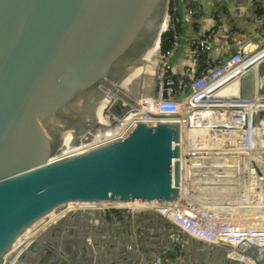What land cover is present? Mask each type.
<instances>
[{
    "label": "water",
    "instance_id": "1",
    "mask_svg": "<svg viewBox=\"0 0 264 264\" xmlns=\"http://www.w3.org/2000/svg\"><path fill=\"white\" fill-rule=\"evenodd\" d=\"M168 1L0 0V264H31L47 234L78 216L113 227L153 219L169 245L162 239L157 253L129 264H159L178 246L183 264H241L227 259L224 248L193 239L150 209L118 223L99 210L71 211L46 233L16 245L27 230L69 203L179 199L181 130L170 117L156 115L154 127L138 122L124 139L60 155L63 145L89 140L106 92L145 65V55L162 36ZM188 5V0L177 4L181 37L171 67L188 46ZM158 65L159 57L148 87L137 83L135 95L153 96ZM252 70L232 81L242 83L246 98L257 92L253 87L264 76V61ZM255 74L259 78L252 81ZM232 82L221 95L231 96L225 90ZM258 93L264 97V87ZM252 127H264V112L253 117ZM189 246L196 247L193 256ZM249 251L256 256L254 248ZM261 256L255 264H264V252Z\"/></svg>",
    "mask_w": 264,
    "mask_h": 264
},
{
    "label": "built area",
    "instance_id": "2",
    "mask_svg": "<svg viewBox=\"0 0 264 264\" xmlns=\"http://www.w3.org/2000/svg\"><path fill=\"white\" fill-rule=\"evenodd\" d=\"M181 1L184 0L168 1L153 96L135 95L126 99L117 91L118 85L113 86L96 109V130L87 134L89 140L76 153L124 139L138 122L154 127L159 121L156 115L170 117L179 126L182 115L194 117L196 128L201 125L208 134L220 137L210 147L211 152L201 157H237L236 167L213 168L220 172L219 176H189L186 167L189 157L180 146L178 200L97 210L108 221L118 223L133 218L139 210L150 209L193 239L224 248L227 259L255 264L264 252V127H252V119L264 112V97L240 98L221 95L220 91L264 61V44L248 53L239 43L230 58L213 64L215 30L212 29L203 38H187V66L175 75L168 62L181 37L182 20L177 15V4ZM196 10L194 6L186 8L185 23L193 22ZM261 28L264 32V22ZM165 37L169 47L162 50ZM121 112L123 115L118 117ZM186 126L194 128L192 124ZM252 248L256 250L254 257L249 251ZM170 261L168 254L158 259L159 264Z\"/></svg>",
    "mask_w": 264,
    "mask_h": 264
},
{
    "label": "crops",
    "instance_id": "3",
    "mask_svg": "<svg viewBox=\"0 0 264 264\" xmlns=\"http://www.w3.org/2000/svg\"><path fill=\"white\" fill-rule=\"evenodd\" d=\"M188 1V6L196 7L197 15L188 24L187 38L200 39L214 29L213 64L230 58L239 43H242L243 50L248 53L264 44V32H261L264 0ZM187 55L188 46L172 66L175 75L181 74L187 66ZM64 218L65 216L60 217L56 222L36 229V234L31 233L33 229L29 230V240L46 233ZM161 240L164 246L169 245V240L160 235V229L153 219L121 223L113 227L78 216L67 219L47 234L46 242L38 253L40 256L34 258L31 264H129L133 260L143 262L157 253ZM188 249L192 256L197 252L194 246H189ZM168 256L172 263H184L185 256L179 246L170 251Z\"/></svg>",
    "mask_w": 264,
    "mask_h": 264
},
{
    "label": "bare ground",
    "instance_id": "4",
    "mask_svg": "<svg viewBox=\"0 0 264 264\" xmlns=\"http://www.w3.org/2000/svg\"><path fill=\"white\" fill-rule=\"evenodd\" d=\"M165 28H166V24L163 21V24L161 27V33H163ZM249 47H250V45H249ZM158 49H159V42H156L155 46L152 49H150L144 57L145 65L134 68L131 71V73L128 75V77L122 83H120L117 86V91H119L126 99H129V97L131 95L134 96L135 92H133V91H135L134 89H137V86H138L139 82H141V80H142V82L146 81L145 83L150 81L149 79H150V76L152 75V70H153V67L156 63L157 57H158ZM251 72H253V71H251ZM250 77H251L252 81H253V78H259L257 74H255L254 76L251 75ZM258 81L259 80L257 79L256 85H255V83H253V86L255 85V87H253V88L254 89L256 88L257 92H255V90H254L255 96H252L251 98H253V97L260 98V96H261V95H259L258 92L260 91L261 88L264 87V76H263V78H261V80L259 82ZM147 84H146V86H147ZM241 84L242 83H233L228 89L225 90V93L227 92L231 96H235V97L246 98L245 97V91H243L244 89H242ZM246 85H249V83H245V85H244V88L247 89L248 86H246ZM131 92H133V93H131ZM131 98H134V97H131ZM178 122L180 123V126H181L180 146L183 147L182 144L184 142L185 146L182 148V150H184V151H182V153L189 157L187 164H186V167H188V165H191L193 163V161H191V159H192L191 157L195 156V158L197 159L198 157H196V155L201 156V155L210 153L211 152V151H209L210 147L213 146L214 141H218L220 139V137L218 135L208 134V132H206L205 129H203L201 125L199 126V128H196V126H194L196 123L194 121V117L190 119V117L188 115L187 116L182 115L179 118ZM197 123L199 124V123H201V121H197ZM186 124H192V126L194 128L191 129L190 127L186 126ZM95 130H96V128H94L92 131H95ZM106 131H108V130H106ZM108 133H110V131ZM82 144L83 143L75 140V141H73L67 145H63L61 152H60V155L62 156V155H68L71 153H76L82 148ZM202 158H203L202 160L201 159L199 160V158H198V160L201 161V163H199L198 160H196V162L198 161L199 164L194 162V163H196V164H194V166L197 165V167H195V169H194V172L198 168L196 170V173H198L199 175H201L203 177L219 176L220 172H218L217 170H214L213 168L228 167V163H230V162L237 164V159H236L237 157L231 158L228 156H216V157H213L212 159L210 158V160L207 157H205V158L202 157ZM200 167H203V168L199 171ZM187 172H188V175H190L189 169L187 170ZM211 172H212V175L210 174ZM192 174H193V172H192ZM193 175H196V174H193ZM199 175H196V176H199ZM149 204L150 203H143L141 201H134V202H129V203H112V204H108V203H97V204H95V203H93V204H90V203H69L62 210L57 211V212H52V213L48 214L46 217L49 216V218H50V219L48 218L50 220L49 223H53V222H56L58 218L64 217L72 209L97 210V209H102V208L107 207V206L126 207L128 205H139V206L143 207L146 205L148 206ZM74 211H76V210H74ZM44 219H42L40 222H42ZM40 222H38L36 225H34L32 228H30V230L33 229V230H31V231H33V232H31L32 234L37 233V231H35V230L38 227V225L40 224ZM30 238H31L30 232H29V230H27L26 233L24 234V236L19 240V242L16 245H21V247H22V246L26 245L28 242H30V240H29Z\"/></svg>",
    "mask_w": 264,
    "mask_h": 264
},
{
    "label": "rangeland",
    "instance_id": "5",
    "mask_svg": "<svg viewBox=\"0 0 264 264\" xmlns=\"http://www.w3.org/2000/svg\"><path fill=\"white\" fill-rule=\"evenodd\" d=\"M165 38H166V37H165ZM141 82H142V80H141ZM143 82H144V81H143ZM143 82H142V84H143ZM144 83H145V82H144ZM140 84H141V83H140ZM146 84H147V83H145V85H146ZM141 86H142V85H140L139 87H141ZM147 87H148V86H147ZM138 90H140V88H138ZM133 92H134V91H133ZM133 92H131V93H133ZM134 96H135V94H134ZM131 97H133V96L131 95V96L129 97V99H132ZM182 145H183V147L185 146V145H184V142H183ZM196 157H198L199 160H200V159H201V160L203 159L201 156H198V155H196ZM215 157H216V156H215ZM191 158H192L191 161H193V163L191 164L192 166H191V165H188L189 173H190L191 176L199 175L198 173H196V170H197L198 168H197V169L195 170V172H194L195 167H197V165L194 166V164L198 163L199 160H198V158L196 159L195 156H194V157H191ZM204 158H205V157H204ZM207 158L210 160V158L212 159L213 157H207ZM196 160H198V161L196 162ZM194 162H196V163H194ZM199 163H201V161H199ZM199 163H198V164H199ZM189 166H190V167H189ZM236 166H237V164H234V163H231V162L228 163V167H236ZM191 168H192V169H191ZM202 168H203V167H200V168H199V171H200ZM192 172H193V174H196V175H193ZM201 172H202V171H201ZM208 173H209V172H208ZM210 174L212 175V172H211ZM190 175H189V176H190ZM199 176H200V177H203V176H201V175H199ZM74 210H77V209H72L71 211H74ZM71 211H69V212H71ZM48 218H49V216L46 217L42 222H40V224L38 225L37 228L44 227V225L48 224V223L50 222V220H49L50 218H49V219H48ZM37 228H36V229H37Z\"/></svg>",
    "mask_w": 264,
    "mask_h": 264
},
{
    "label": "trees",
    "instance_id": "6",
    "mask_svg": "<svg viewBox=\"0 0 264 264\" xmlns=\"http://www.w3.org/2000/svg\"><path fill=\"white\" fill-rule=\"evenodd\" d=\"M168 47L169 45L167 44L166 38L162 39V44H161L162 50H166Z\"/></svg>",
    "mask_w": 264,
    "mask_h": 264
}]
</instances>
